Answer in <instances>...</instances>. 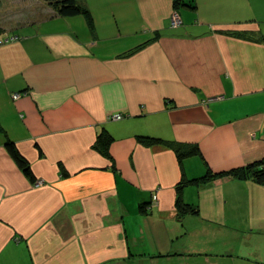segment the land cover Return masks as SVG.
<instances>
[{
	"label": "crops",
	"instance_id": "obj_1",
	"mask_svg": "<svg viewBox=\"0 0 264 264\" xmlns=\"http://www.w3.org/2000/svg\"><path fill=\"white\" fill-rule=\"evenodd\" d=\"M78 2L64 17L0 0V39L14 37L0 44V264H264L263 183L178 191L207 168L264 166V0H192L178 27L172 0ZM102 128L110 157L94 147ZM138 134L201 154L181 167Z\"/></svg>",
	"mask_w": 264,
	"mask_h": 264
},
{
	"label": "trees",
	"instance_id": "obj_2",
	"mask_svg": "<svg viewBox=\"0 0 264 264\" xmlns=\"http://www.w3.org/2000/svg\"><path fill=\"white\" fill-rule=\"evenodd\" d=\"M45 1L51 4L56 9V11L64 17L74 16L83 11V8L81 7L78 0H45ZM172 3L175 11L177 12H179L178 9L181 6H192L191 4L192 0L191 1L172 0ZM0 33H1V29H0ZM237 35L249 37L244 33H238ZM257 39L259 40L264 39V36L259 35V38ZM136 138L143 145L150 146L154 144H163L166 147L172 149L175 152L178 163L180 164L181 167L184 158L192 155L201 154L200 147L197 143L176 142V141L163 139L158 136L145 135V134H138ZM113 139L114 138L110 134V132L102 128L100 129V131L98 132L95 138L94 147H96L102 155L106 157H110L109 147ZM4 146L7 152L9 153V155L15 161L17 166L22 170V172L28 177V179L32 183H36L37 178L32 170L30 162L19 151L16 143L12 139L6 137ZM228 175L238 178H245V179L251 178L252 180L258 183L264 184V166L262 165V161H256L249 163L247 165H243L228 170H222V171H212L210 168H207L205 173L200 176L192 177V178L181 177L179 180L178 191H180L181 187L185 186L186 184L207 182L212 179L224 177ZM177 207L180 213H187V212L196 213L198 211L195 205L185 203L180 198H178ZM141 208H144V206L142 205Z\"/></svg>",
	"mask_w": 264,
	"mask_h": 264
},
{
	"label": "built area",
	"instance_id": "obj_3",
	"mask_svg": "<svg viewBox=\"0 0 264 264\" xmlns=\"http://www.w3.org/2000/svg\"><path fill=\"white\" fill-rule=\"evenodd\" d=\"M182 23L181 21V18L178 14L177 11H173L171 14H170V19H169V24L171 27H178L180 24ZM14 37L11 36V37H6V38H2L0 39V44L5 42V41H8L10 39H13ZM21 95V93L19 92H16V93H13L12 94V97L13 98H18L19 96ZM123 117V114L121 113H116V114H113V115H110L108 118L110 119H121ZM155 198V195L153 196Z\"/></svg>",
	"mask_w": 264,
	"mask_h": 264
},
{
	"label": "rangeland",
	"instance_id": "obj_4",
	"mask_svg": "<svg viewBox=\"0 0 264 264\" xmlns=\"http://www.w3.org/2000/svg\"><path fill=\"white\" fill-rule=\"evenodd\" d=\"M180 25H181V24H180ZM7 37H11V36H7ZM154 195H155V194H154ZM154 195H153V196H154ZM153 199H156V195H155V198L153 197Z\"/></svg>",
	"mask_w": 264,
	"mask_h": 264
}]
</instances>
